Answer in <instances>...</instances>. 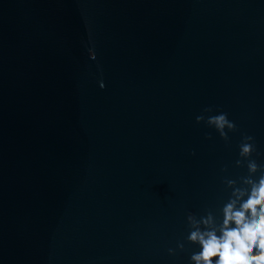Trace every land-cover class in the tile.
I'll use <instances>...</instances> for the list:
<instances>
[{
    "label": "water",
    "instance_id": "1",
    "mask_svg": "<svg viewBox=\"0 0 264 264\" xmlns=\"http://www.w3.org/2000/svg\"><path fill=\"white\" fill-rule=\"evenodd\" d=\"M249 130L264 149V0H0V264H189L167 249Z\"/></svg>",
    "mask_w": 264,
    "mask_h": 264
},
{
    "label": "clouds",
    "instance_id": "2",
    "mask_svg": "<svg viewBox=\"0 0 264 264\" xmlns=\"http://www.w3.org/2000/svg\"><path fill=\"white\" fill-rule=\"evenodd\" d=\"M85 47L88 59L97 61L91 35ZM98 85L101 89L107 86L102 77ZM195 119L197 124L214 129L225 142L230 133L237 131L236 122L224 111L205 108ZM261 151L264 149L257 144L254 132L241 133L235 164L242 170L224 176L226 198L215 210L187 214V235L167 249L169 256L188 251L187 244L196 249L191 251L189 264H264V158L258 156ZM222 171L227 172V167Z\"/></svg>",
    "mask_w": 264,
    "mask_h": 264
}]
</instances>
